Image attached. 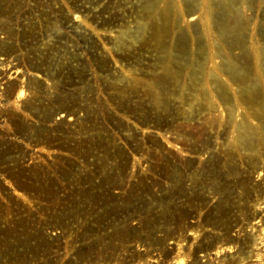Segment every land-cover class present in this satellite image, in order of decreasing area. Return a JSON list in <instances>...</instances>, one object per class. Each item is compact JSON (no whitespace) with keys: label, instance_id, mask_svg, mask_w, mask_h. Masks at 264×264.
<instances>
[{"label":"rangeland","instance_id":"rangeland-1","mask_svg":"<svg viewBox=\"0 0 264 264\" xmlns=\"http://www.w3.org/2000/svg\"><path fill=\"white\" fill-rule=\"evenodd\" d=\"M154 2L0 0V264H264V0Z\"/></svg>","mask_w":264,"mask_h":264},{"label":"bare ground","instance_id":"bare-ground-1","mask_svg":"<svg viewBox=\"0 0 264 264\" xmlns=\"http://www.w3.org/2000/svg\"><path fill=\"white\" fill-rule=\"evenodd\" d=\"M160 0H155V2L154 3H158ZM194 3V2H193ZM153 6V5H152ZM195 10V9H194ZM194 10H189L188 12H187V15L189 16L188 17V19H187V21H196V20H198V18L200 17V16H198V15H194L193 14V12H194ZM211 10V9H210ZM209 10V11H210ZM208 11V12H209ZM160 12V11H159ZM186 13V12H185ZM164 15V14H163ZM182 15H178L177 16V20H176V22L178 23V22H184V21H182ZM175 22V23H176ZM194 23V22H193ZM175 25H177V24H175ZM195 26H196V24H195ZM174 28H176V27H174ZM197 29V28H196ZM211 34V33H210ZM180 45V44H179ZM262 52V54H264V49L261 51ZM262 72H263V75H264V56H263V65H262ZM126 78V77H125ZM231 79H232V81H234V82H236V81H239L240 82V84H243L244 85V87L246 86L245 85V76H236L235 78H232L231 77ZM123 80H125V79H123ZM240 84H237V85H239L240 86ZM247 89H249V90H247ZM246 90H247V92L249 91V94H252L253 95V92L251 91V89H250V86H246ZM251 91V92H250ZM247 97V102L248 103H252V100L249 98V96H246ZM244 128V136H243V140H244V143H245V145H246V147H248V149H252L253 150V148H254V146H255V140H254V134H255V132H254V130L253 129H251V128H249L248 126H244L243 127Z\"/></svg>","mask_w":264,"mask_h":264}]
</instances>
